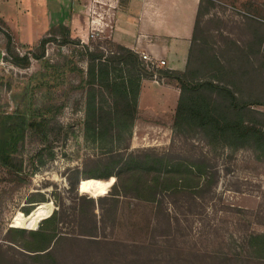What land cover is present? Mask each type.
<instances>
[{
  "label": "rangeland",
  "instance_id": "obj_1",
  "mask_svg": "<svg viewBox=\"0 0 264 264\" xmlns=\"http://www.w3.org/2000/svg\"><path fill=\"white\" fill-rule=\"evenodd\" d=\"M84 1L86 0H22V6L17 8L16 0H0L2 10L6 12L8 4L10 15L20 18L18 28L14 23L9 26V23L6 24L0 18V52L3 54L0 58V81L3 80V83L0 82V113L22 111L29 100H41L42 89L31 90L28 86L31 82L34 84L39 81L38 78L42 79L46 60L62 61L66 56L72 58L85 72L88 59L86 54L82 57L83 45L88 46L91 51L115 50L118 43L111 30L115 29L116 22L124 24L139 7L138 0H87V8L80 6ZM44 2L50 8L46 17ZM70 2H74L73 9L79 12L76 20L78 26L80 23L85 25L89 17V27L78 28L73 33L69 31V37L76 44H56L55 41H49L45 44L44 57L34 58L28 51L38 52L35 46L40 38L47 35V28L59 23L60 19L71 12ZM126 3H129V9ZM155 3L164 14V19L177 15L176 10L179 14H185L183 7L187 4L189 10L186 14L194 17L191 37L194 54L216 53L225 67L237 65L235 44L237 48L246 49L252 39L249 20L252 18L264 23V0H155ZM92 18L95 23L91 25ZM91 27L96 32L93 36L90 35ZM7 34L11 37V47L17 54L28 52L31 60L28 67H19L4 59L8 56L5 48ZM184 43V40L179 39L180 47L177 48L173 40L169 39L168 46L175 52L180 49L175 54L181 58L183 52L187 51L184 50ZM155 46L160 47L161 44ZM261 53L264 54V35ZM155 56L159 57L156 52ZM252 62L257 64L256 61ZM168 65L169 62H166L162 67L167 68ZM244 65H250L248 60H244ZM208 75L209 71L205 70V76ZM233 78L235 76H227L228 81ZM248 79L247 77V82L244 83L246 95H249L252 86ZM72 82L78 83V79L73 78ZM178 88L180 90V85ZM79 89L76 88L68 96H65L61 87L53 91L54 100L65 101L57 118L67 127L69 134L63 141L54 140L52 150L46 152L42 159L36 160L37 169L27 183L13 187L11 177L0 166V264H142L140 258L143 259L145 255L160 260L185 258L197 264H218L212 255L235 252L238 259L246 258L242 247L247 235L264 231V159L257 158L249 148L232 149L221 144H209L202 133L193 130V127L182 128L181 125H176L175 102L178 101L171 98V89L158 88L151 83L143 85L140 105L157 110V113L163 115L146 118L140 110L139 117L132 125L131 134L122 133L118 140L119 148L114 147L113 152H121L123 158L121 169L115 170L113 174L130 171L125 168L124 162L129 149L137 151L144 167L157 170L156 175H149V181L156 180L162 174V167L151 165L149 160L156 159V155H170L175 158L207 160L209 167L216 170V182L199 196L187 188L172 194L164 191L160 195L163 211L165 216L168 214L174 217L170 228L165 225L164 215L159 220L155 217V202L147 203L143 199L125 195H120L117 211L104 216L105 226L102 227L100 223L94 225L90 204L89 207L85 205L88 200L86 196L91 195L81 192L78 184L82 177H86L83 174L85 170L93 168L104 172L113 165L109 152L113 143L106 141L101 147L85 138L83 120L86 94H81ZM45 103L39 102V106ZM254 107L264 110L261 105ZM158 122L162 125L159 126ZM40 146L36 139L26 142L24 156L28 166L29 157ZM30 166L28 168L31 169ZM122 181L119 180L120 183ZM92 186L95 193L100 191L97 183ZM112 192L115 193V190ZM99 196H92L97 203ZM40 201H49L51 204L38 205ZM80 203L84 206H80ZM97 203L93 213L99 218L107 208H101ZM33 207L29 217L20 216V224L14 225L18 213H28ZM56 209L60 210L58 218L63 221L59 225L61 231L69 239H63L57 244V262H33L26 254L30 252L9 241L7 230L11 226L27 230L48 228L46 219L44 225L37 224ZM78 212L85 218L83 226ZM80 232H87L89 234L86 238L92 237L100 242H88ZM164 233L167 235L166 239L161 236ZM147 243H151L148 248L150 254L142 247Z\"/></svg>",
  "mask_w": 264,
  "mask_h": 264
},
{
  "label": "trees",
  "instance_id": "obj_2",
  "mask_svg": "<svg viewBox=\"0 0 264 264\" xmlns=\"http://www.w3.org/2000/svg\"><path fill=\"white\" fill-rule=\"evenodd\" d=\"M249 21L252 39L247 44V48H237L236 44L234 46L231 42L235 47L237 58L235 67H225L216 53L194 54L192 40L183 73L163 67L150 68L140 59L137 52L121 44H117L115 50L108 52L98 49L91 51L88 46L83 45L82 57L86 54L88 59L85 72L75 64L72 58L66 56L62 61L46 60L42 79L38 78L39 81L34 84L31 82L28 87L31 90L32 88L42 89V98L38 101L48 102L39 106V102L31 99L22 111L0 113V166L11 177L13 187H19L28 182L37 169L36 160L42 159L46 152L52 150L54 140L67 139L69 131L57 118L65 106V101L54 100L53 91L61 87L62 90L64 89L65 96H68L76 88H80L81 94H86L83 120L85 138L101 147L106 141L113 143L109 148L113 165L106 168L104 172L93 168L85 170L83 174L86 177H82L78 184L81 192L91 195L86 194L88 200L85 205L89 207L90 204V215L94 219V225L97 226V223H100L102 227L105 226L104 216L116 212L120 195H125L143 199L147 203L155 202L157 205L155 217L159 220V217L164 215L165 225L170 228L174 217L168 214L165 216L160 195L164 191L172 194L187 188L199 196L201 192L215 184L216 170L209 167L207 160L156 155V159L151 158L149 161L157 168L162 167V174L156 180L149 181V175H156L157 170L144 167L137 151L128 149L124 160L125 168L133 172H120L115 175L114 171L121 169L123 155L121 152H113L114 147L119 148L118 140L122 133L131 134L132 125L139 117L137 100L140 79L152 78L155 73L159 81L164 79L177 86L180 85L174 115L176 125H181L182 128L193 127V130L202 133L209 144H221L232 149L249 148L255 152L257 158L264 159V110L254 107L255 105L264 106V54L261 53L264 23L252 18ZM68 33L69 28L64 24L52 26L48 29L47 35L40 38L35 46L38 52L33 50L28 52L34 58L42 59L45 44L49 41H55L56 44L70 42L76 44ZM7 36L8 42L5 48L8 56L4 59L13 65L28 67L31 62L28 52L23 55L17 54L11 47V37L8 34ZM245 59L250 64L248 67L244 65ZM252 61H256L257 64H253ZM205 70L209 71L208 76H205ZM228 75L235 78L228 81ZM247 77L252 83L249 95H246L244 91ZM73 78H77L78 83H73ZM0 82L3 83V80ZM7 84L10 83L7 82ZM32 139L38 140L41 146L29 157L28 163L32 167L30 169L24 156V147L26 142ZM119 180H123V183ZM96 183L100 189L97 193L92 188V185ZM114 190L115 193L112 192ZM105 193L108 194L103 195ZM92 196H99L97 198L99 206L107 208V211H102L99 218L93 213L97 202ZM41 203L51 204L49 201H40L38 205ZM81 203L80 206H84ZM34 207L28 213H18L14 219V225L20 224L18 218L27 217ZM58 214L60 210L56 209L37 224L44 225L46 219L48 228L27 230L19 226H11L7 230V237L12 243L30 252L26 254L33 262L48 260L57 262V244L63 239H69L61 231L59 225L63 221L58 218ZM78 215L83 226L85 218L80 212ZM175 220L178 219L175 218ZM79 234L93 244L100 242L92 237L86 238L89 234L87 232ZM161 236L167 238L166 233ZM149 246L151 243L142 245L150 254ZM242 248L246 252V258L242 260L236 257V252L235 254H216L212 257L218 264H264V231L248 234ZM140 259L143 261L142 264H197L185 258L160 260L157 257L150 258L149 255H145L143 259Z\"/></svg>",
  "mask_w": 264,
  "mask_h": 264
},
{
  "label": "crops",
  "instance_id": "obj_3",
  "mask_svg": "<svg viewBox=\"0 0 264 264\" xmlns=\"http://www.w3.org/2000/svg\"><path fill=\"white\" fill-rule=\"evenodd\" d=\"M138 1H139L138 11L136 13L131 12L132 14L129 16L128 20L124 24L122 22L120 23V21L116 22L117 25L115 29L111 30L114 38L116 39V42L134 51L135 49H137V47H139L141 50H144L145 52H147L152 56H155V52H156V54L159 56L158 58H164L166 62H169L167 68L182 72L183 69L185 68L188 50L191 45V37H192V29H193L192 27L194 22V17L193 16L190 17V15L186 14V12L189 10V8L186 7L187 4H185V6L183 7L184 11H186L185 14L184 13L179 14V12L176 10L177 15L174 14L173 17L170 18L167 17L164 19L163 18L164 14H162L160 12L161 10L156 7L155 0H138ZM3 3H5V1ZM86 4H87V0L82 2L80 6L87 8ZM66 5L67 4H65V6ZM126 5L128 6L129 9V3H126ZM7 6L8 7L6 9V12L2 10V6H1L0 18L4 20L6 24L9 23L8 24L9 26H11L14 23V26L18 28L20 18L17 15L12 17L10 15V8H9L10 6L8 4ZM16 6L17 8H20L22 6V0H16ZM59 8L61 9L62 6L61 7L59 6ZM73 8H74V2H70L71 12L68 14V16L60 19L59 23L51 25L50 27L56 26L58 24H64L69 28L70 33H73V31H77L78 28L89 27V25L87 24L89 17L85 25L80 23V25L78 26L77 24L78 21L76 22V20L78 18L79 12ZM44 11H45L44 15L46 17L47 16L46 14L48 13V11H50V8L46 5L45 2H44ZM160 13L161 15H159ZM49 28H47V30ZM47 30H45V32ZM169 39L173 40L177 48L180 47L179 39L185 41L183 46H184V50L187 51L183 52L181 58L178 56V54H175V53H179L180 49H178L175 52L173 48L171 49L168 46ZM159 44H161L160 47L155 46ZM145 83H151L153 86H156L158 88H164V87L170 88L171 92L173 93L171 98L178 101L180 90L177 85L170 83L169 81H165L164 79H161L160 81H155L152 78H141L138 100H137L138 102L137 107L139 109L138 115L140 113V110L141 113H143V115H146V118L152 115L155 117L163 115V113L162 114L157 113V110L153 111L150 108L141 107L140 95L143 85ZM175 103H176L175 106H177V102ZM158 125L161 126L162 123L161 124L159 123Z\"/></svg>",
  "mask_w": 264,
  "mask_h": 264
},
{
  "label": "built area",
  "instance_id": "obj_4",
  "mask_svg": "<svg viewBox=\"0 0 264 264\" xmlns=\"http://www.w3.org/2000/svg\"><path fill=\"white\" fill-rule=\"evenodd\" d=\"M94 22L93 18L91 19V25ZM95 29L94 27L90 28V35L93 36L95 34ZM135 52H137L139 54L140 59L150 68H159L162 67L166 64V60L164 58H158L155 56H152L150 54H148L147 52H145L144 50H141L139 47H137V49H135ZM153 80L155 81H159L157 78V75L154 73Z\"/></svg>",
  "mask_w": 264,
  "mask_h": 264
},
{
  "label": "water",
  "instance_id": "obj_5",
  "mask_svg": "<svg viewBox=\"0 0 264 264\" xmlns=\"http://www.w3.org/2000/svg\"><path fill=\"white\" fill-rule=\"evenodd\" d=\"M2 55H3V54L0 52V58L2 57Z\"/></svg>",
  "mask_w": 264,
  "mask_h": 264
}]
</instances>
